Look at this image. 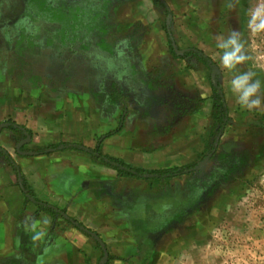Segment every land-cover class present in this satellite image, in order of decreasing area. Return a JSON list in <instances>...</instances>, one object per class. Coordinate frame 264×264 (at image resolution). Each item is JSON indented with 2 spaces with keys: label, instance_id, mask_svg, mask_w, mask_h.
I'll use <instances>...</instances> for the list:
<instances>
[{
  "label": "rangeland",
  "instance_id": "obj_1",
  "mask_svg": "<svg viewBox=\"0 0 264 264\" xmlns=\"http://www.w3.org/2000/svg\"><path fill=\"white\" fill-rule=\"evenodd\" d=\"M48 1L77 3L85 24L64 35L28 0H0V136L11 133L14 164L75 151L91 169L88 210L38 208L0 153L21 193L0 264H264V108L243 109L230 90L240 71L264 81V33L247 27L260 0ZM233 29L250 58L228 70L215 37ZM62 143L84 151L51 150ZM99 146L146 173L186 174L119 175L87 153Z\"/></svg>",
  "mask_w": 264,
  "mask_h": 264
},
{
  "label": "crops",
  "instance_id": "obj_2",
  "mask_svg": "<svg viewBox=\"0 0 264 264\" xmlns=\"http://www.w3.org/2000/svg\"><path fill=\"white\" fill-rule=\"evenodd\" d=\"M10 137L11 133L8 131L0 136V153L9 154L14 162ZM4 164V158L0 156V255L11 253V250H7L6 236L13 220L14 198L19 200L21 195L16 193L13 186L14 174ZM15 165L34 193V198L41 203L65 209L69 217L83 215V211L88 210L89 202L84 188L91 169L75 151L22 156ZM61 243L62 241H57L54 248Z\"/></svg>",
  "mask_w": 264,
  "mask_h": 264
},
{
  "label": "trees",
  "instance_id": "obj_3",
  "mask_svg": "<svg viewBox=\"0 0 264 264\" xmlns=\"http://www.w3.org/2000/svg\"><path fill=\"white\" fill-rule=\"evenodd\" d=\"M155 2L164 5L162 0H155ZM28 3L30 7L36 11L38 16H42L43 18H45L46 21L56 24L64 35L67 34L69 35L70 33L75 32L76 30H78L79 27L85 24V17L83 15L84 13L80 11L79 7L77 6V3H75L74 5L63 3L57 6L54 5L52 1H48V0H28ZM169 39L170 42L172 43V35L170 33H169ZM188 55H194L200 58L201 60H203L205 63H208L210 60L209 58L205 57L202 52L196 50H191L186 52L185 56ZM218 92L220 93V91L216 90V93ZM218 109L220 110L222 127H223L226 124V120L228 118V108L226 106L224 97L221 93L218 96ZM9 129L18 130L13 123L10 124ZM60 147H63L64 150L84 151L82 148L80 150L79 146L67 145L64 143H62L58 147L51 148V150L55 151L58 150ZM87 153L90 154L97 161L102 162L107 166H110L116 171H118L119 175L132 177L139 180L171 179L186 174V170L184 169L165 170L156 173H146L144 170L131 167L126 163H124L123 161L102 155L100 153V146L97 147L95 150H87ZM2 154L5 157V159L9 161L10 165L15 169L17 174L22 179L23 185H25V189L27 190V195L33 197L32 192L28 190L23 174L21 173L20 169L12 162L11 156L7 153H2ZM38 154L48 155L50 153L48 150H43ZM35 203L38 208L44 209L47 213L51 215L60 213L59 211L56 212L55 208L49 206L48 204L41 203L38 200H36ZM67 220L72 221L71 219H67ZM72 222H74L77 226H80L76 221H72ZM20 263H21L20 260H18L17 258H10L9 260H7V264H20ZM30 264H37V262H30Z\"/></svg>",
  "mask_w": 264,
  "mask_h": 264
},
{
  "label": "clouds",
  "instance_id": "obj_4",
  "mask_svg": "<svg viewBox=\"0 0 264 264\" xmlns=\"http://www.w3.org/2000/svg\"><path fill=\"white\" fill-rule=\"evenodd\" d=\"M228 6L231 8L233 4L229 3ZM247 27L252 34L264 33V0L248 9ZM215 40L220 63L225 69L233 70L249 60L238 30L233 29L227 36L217 35ZM254 77L253 71H240L230 81V90L237 102L249 111L264 108V96L260 94L264 81Z\"/></svg>",
  "mask_w": 264,
  "mask_h": 264
},
{
  "label": "water",
  "instance_id": "obj_5",
  "mask_svg": "<svg viewBox=\"0 0 264 264\" xmlns=\"http://www.w3.org/2000/svg\"><path fill=\"white\" fill-rule=\"evenodd\" d=\"M177 53H179V52H177ZM215 83V82H214ZM216 85V84H215ZM1 129V128H0ZM208 161V160H207ZM206 161V162H207ZM203 165H205V163L203 164ZM203 165H201V167L203 166ZM19 181H20V185H21V189L23 190V192L27 195V191L25 190V188H24V186H23V184H22V179L20 178V176H19ZM28 196V195H27ZM32 199V198H31ZM34 201V200H33ZM35 202V201H34ZM55 210L58 212V209H56L55 208ZM66 219H70V218H68V216H66V214H62ZM74 223V222H73ZM83 230H85L83 227H81ZM85 231H87V230H85ZM88 232V231H87ZM88 233H90V232H88Z\"/></svg>",
  "mask_w": 264,
  "mask_h": 264
}]
</instances>
